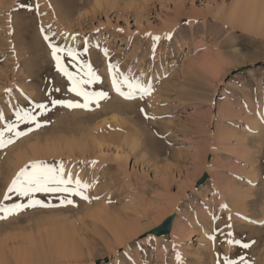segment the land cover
I'll return each instance as SVG.
<instances>
[{"label": "rangeland", "instance_id": "obj_1", "mask_svg": "<svg viewBox=\"0 0 264 264\" xmlns=\"http://www.w3.org/2000/svg\"><path fill=\"white\" fill-rule=\"evenodd\" d=\"M10 1H0V111L8 120L12 105L31 108L26 97L79 99L67 92L41 28L78 51L87 38L83 59L103 78L88 90L109 98L91 111L49 105L40 128L0 148V201L16 172L35 160L63 162L93 185L90 198L99 197L61 205L59 194H35L53 206L0 220V264H175V251L185 264H215L216 253L264 264V0L253 31L228 22L236 0ZM189 19L199 23H183ZM173 29L174 38L164 39ZM148 32L161 36L154 58ZM64 33L78 35L65 40ZM103 48L121 71L151 79L152 95L127 101L111 90ZM109 103L116 109H105ZM229 215L233 238L255 241L250 248L222 243L221 233L212 247L208 235L215 227L228 232Z\"/></svg>", "mask_w": 264, "mask_h": 264}, {"label": "snow or ice", "instance_id": "obj_2", "mask_svg": "<svg viewBox=\"0 0 264 264\" xmlns=\"http://www.w3.org/2000/svg\"><path fill=\"white\" fill-rule=\"evenodd\" d=\"M51 7V5H49ZM35 10L39 14V4L35 6ZM184 24L191 25L193 23H199L198 20H184ZM50 28V26H49ZM43 34V39L47 43L50 49V56L54 62L56 71L66 78L68 82L67 92L74 94L79 99H50L46 103L33 102L30 98L26 97L31 104V108L20 107L12 105L14 120H8L5 113L0 111V121H3V127H0V148H4L9 144L15 142V140L26 136L29 132L33 131V127H41V117L47 113L49 105L51 107L62 106L69 109H84L90 110L92 105L100 107V102L109 98L107 91H89V86L96 84H103V78L98 74L97 70L93 67L90 61L84 60L83 57L88 53V40L85 38V43L82 51H78L73 46L61 45L56 43L52 37L45 31L44 28L40 29ZM99 31V29H97ZM123 31V29H118ZM78 34L64 33V39L76 40ZM145 36L151 37L153 58L155 56L157 43L161 40V36L153 35L148 32ZM175 29L164 34V39L171 41L174 38ZM99 48V44L96 45ZM103 56L107 63V75L110 79L111 89L124 100L136 101L144 100L146 97H150L155 91L152 80L142 79L144 73L139 74L132 73L131 69L127 71H121L119 64L111 62L109 59V51L107 48L101 49ZM61 89L56 87L54 91L59 92ZM5 95L11 96L13 89L7 88L4 90ZM139 111L145 115L146 119H156L157 117L148 116L144 108H140ZM262 122H264V113H259ZM47 121H45L46 123ZM26 126V130H20V125ZM96 161H91L92 165H95ZM242 179V178H241ZM251 183V181H249ZM93 185L81 180L79 174L75 177L73 173L67 171L63 162L58 165L49 164L43 160L30 161L16 172L12 178L11 183L8 185L3 195V201L11 199L12 195L18 198H27V203H12L6 205L3 201H0V220H5L11 215L19 214L25 209L34 207H52L50 203H46L44 200L36 199L35 194H59L58 198L61 205H73L74 201L72 197H79L84 201H90V199H99V197L90 198L86 191ZM221 209H227V204H221ZM240 214L237 213V216ZM242 219L249 220L248 217H241ZM213 221L219 219L215 215L212 217ZM232 216H228V222L225 223L224 228L229 229L228 232H224L223 229L215 227L212 229V233L208 235V239L212 242V247L215 248L218 240L217 233H221L224 236L222 243L232 247L239 245L244 249H248L255 243V241H249L243 243L239 239H234V233L231 231L233 225L231 223ZM254 222V221H250ZM176 245L173 244V249H176ZM131 261V256H128L127 252L123 253ZM175 264H185L182 254L179 251H175ZM215 264H250L245 257L241 256L239 260L231 258L227 254L221 255L216 253Z\"/></svg>", "mask_w": 264, "mask_h": 264}, {"label": "bare ground", "instance_id": "obj_3", "mask_svg": "<svg viewBox=\"0 0 264 264\" xmlns=\"http://www.w3.org/2000/svg\"><path fill=\"white\" fill-rule=\"evenodd\" d=\"M1 1V0H0ZM10 1V0H9ZM15 1V0H14ZM13 1V2H14ZM17 1V0H16ZM44 1V0H43ZM236 2H237V4L236 5H234V6H236V8H234V6H233V8H234V10L235 11H233V16L232 15H229V16H231V18L229 17V19H228V22H230V23H233L234 25H238V26H241V27H243L245 30H251V31H253V28L251 27V25H250V22L254 19V18H252L253 16H254V14H257V12H258V14L261 12V4L259 3V0H236ZM10 3H11V1H10ZM10 3H9V6H10ZM51 3H53V2H51ZM56 3V2H55ZM55 3H53V5H55ZM59 3V2H58ZM57 3V4H58ZM60 5V3L58 4V6ZM8 6V5H7ZM56 8V7H55ZM58 8V7H57ZM57 10V9H56ZM60 10H62V9H60ZM258 10V11H257ZM57 13H58V10H57ZM59 13H61L60 11H59ZM58 13V14H59ZM62 14V13H61ZM232 14V13H231ZM60 15V14H59ZM64 15V13L62 14V15H60V16H63ZM65 16V15H64ZM222 16V15H221ZM225 16V15H224ZM68 17V16H67ZM66 16H65V18L66 19H68ZM62 18H64V17H62ZM63 19L64 21H66V19ZM222 18V17H221ZM224 18V17H223ZM258 19V18H257ZM39 82V81H38ZM112 90V89H111ZM94 91V90H93ZM124 101V100H123ZM122 101V103H124ZM126 102V101H125ZM116 103H118L119 104V102H116ZM121 103V102H120ZM121 103V104H122ZM128 103V102H127ZM118 106V105H117ZM124 106H125V104H124ZM119 107V106H118ZM117 107V108H118ZM121 107V106H120ZM128 107H131V106H128ZM105 109H116L115 108V103H114V105H113V103H109V104H107L105 107H104ZM104 108H102V109H104ZM121 109V108H120ZM75 110V109H74ZM77 111V110H76ZM86 111V110H85ZM89 111H91V110H89ZM73 113V112H72ZM75 113V112H74ZM73 113V114H74ZM90 113H92V112H90ZM78 114V113H77ZM83 114V113H82ZM81 114V115H82ZM97 114V113H96ZM70 115H72V114H70ZM79 115V114H78ZM73 116V117H72ZM71 117L72 118H75V116L74 115H72ZM100 116H101V114H99L98 113V116L97 115H95V117L93 118V119H95L96 118V120L98 119V118H100ZM68 117V116H67ZM78 118V117H77ZM86 118V117H85ZM85 118H83V119H85ZM90 117H87L86 119H85V121L84 122H87V119H89ZM81 119H82V117H81ZM91 120H92V117L90 118ZM91 120H90V122H91ZM96 120H94V121H96ZM116 120V119H115ZM82 121V120H81ZM93 121V120H92ZM89 122V121H88ZM89 122V123H90ZM100 122H101V120H100ZM112 123H116V122H112ZM120 123V122H119ZM97 124V123H96ZM76 126V125H75ZM97 126H98V124H97ZM96 126V127H97ZM104 126H106V124L104 125ZM102 127V126H101ZM78 128V127H77ZM88 128V127H87ZM95 128V127H94ZM99 128V127H98ZM105 128V127H104ZM103 128V129H104ZM68 130V129H67ZM101 130V129H100ZM105 130V129H104ZM71 131V130H70ZM82 132V131H81ZM80 132V133H81ZM87 132V131H86ZM98 133V132H97ZM100 134V133H99ZM103 135V134H102ZM97 136H98V134H97ZM100 136V135H99ZM105 136V135H104ZM111 137V136H110ZM106 140L108 141V139L106 138ZM94 142H97V141H94ZM107 143V142H106ZM135 144V143H134ZM90 145V144H89ZM100 145V144H99ZM101 146V145H100ZM103 146V145H102ZM84 147V146H83ZM135 147V146H134ZM156 147V146H155ZM161 147V146H160ZM159 147V148H160ZM21 151V150H20ZM89 152V151H88ZM19 155H21V154H19ZM21 157H22V155H21ZM20 157V158H21ZM26 157V156H25ZM19 158V159H20ZM23 158V157H22ZM19 161H21V159L19 160ZM185 232L183 231H181L180 233H179V235H181V234H184ZM194 237H196V234H194V233H192L191 234V236H190V240L192 239V241L194 240Z\"/></svg>", "mask_w": 264, "mask_h": 264}, {"label": "water", "instance_id": "obj_4", "mask_svg": "<svg viewBox=\"0 0 264 264\" xmlns=\"http://www.w3.org/2000/svg\"><path fill=\"white\" fill-rule=\"evenodd\" d=\"M162 229H164V232H168L171 229V220L165 222V224L162 226Z\"/></svg>", "mask_w": 264, "mask_h": 264}]
</instances>
